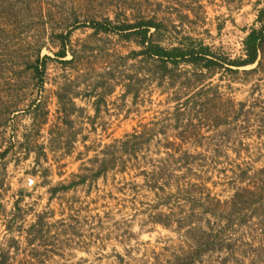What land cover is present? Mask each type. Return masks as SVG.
Segmentation results:
<instances>
[{
    "label": "rangeland",
    "instance_id": "1",
    "mask_svg": "<svg viewBox=\"0 0 264 264\" xmlns=\"http://www.w3.org/2000/svg\"><path fill=\"white\" fill-rule=\"evenodd\" d=\"M131 5L166 26L164 47L194 42L216 53L218 65L170 64L154 76L145 73L143 57L132 60L121 68L124 77L95 127L88 121L95 109L82 96L75 102L84 116L72 117L73 129L64 127L56 143L48 131L58 108L53 92L64 79L60 65L49 61L43 98L50 123L37 140L48 161L38 165L37 154L26 156L22 148L32 133L29 105L37 92L29 68L37 54L57 61L58 37L71 31L79 71L102 82L110 58L138 48L117 36L92 37L82 24L101 14L114 19ZM263 9L264 0H0V250L14 238L24 257L34 248L25 230L36 215L55 210L52 244L35 245L40 253L49 250L45 264H264V45L254 65L235 68L224 61L246 58V38L262 28ZM75 74L67 73L71 80ZM6 106L16 110L10 119ZM135 132L143 140L126 172L99 178L89 197L81 188L51 199V188ZM74 135L69 149L65 142ZM85 146L93 149L77 160L87 154ZM21 192L24 221L14 218ZM76 198L90 202L78 214L70 209Z\"/></svg>",
    "mask_w": 264,
    "mask_h": 264
},
{
    "label": "trees",
    "instance_id": "2",
    "mask_svg": "<svg viewBox=\"0 0 264 264\" xmlns=\"http://www.w3.org/2000/svg\"><path fill=\"white\" fill-rule=\"evenodd\" d=\"M131 6L132 7L128 6L127 10L126 6L121 7V12H118L114 19H111L106 14H101L99 17L89 16L88 20L82 24L83 28L93 30L92 37H97L101 34L106 36H117L121 42L133 44L138 48V50H133L128 55H120L115 61L112 58H110L112 61L110 59L109 61L106 60L108 61V64L112 66L110 70L103 73L104 79L102 82L101 80L96 81L92 78H88V76H90L88 71L84 73L79 71L78 56L72 48H69V42L72 35L71 31L67 32V34H60L58 37L61 39V48L55 55L57 61H53L54 59L48 56L41 58L40 53L37 54L36 60L31 68H29V70L32 71L31 78L35 82V91L37 92V97L29 105V111L34 113L32 123L33 134L30 133L24 136L25 140L22 144V148L25 150L26 156L30 155L32 152L37 154L36 163L38 165H41L42 160L48 161V153L45 150V146L38 145L37 140L42 131H44L45 126L50 123L51 111L48 108L49 104L46 103L47 100L44 101L43 98L45 86L50 81V74L48 73L49 61L57 62V64L60 65V68L63 71L61 78L64 79L63 84L53 92L58 99V108L55 113V122L52 123V126L48 131L50 137H52V141H56V143H59L63 137L62 130L64 127L69 128L70 130L73 129L75 121L72 117L77 115L78 112L82 117L84 116L86 109H77L75 102L76 99L82 98V96V101L85 99L95 109V116L88 117L90 124L95 127L96 120L101 114L102 107H107L108 98L116 92L117 87L119 86L120 82L118 83L117 81L124 77V71H122L121 68L126 66V64L132 60L137 61V59L143 57V60L140 62L145 65V73L154 76L157 75L158 71H167L170 64L174 65L176 68L181 64H191L195 67L205 65L204 67L206 68H212L213 66L218 65L220 58L216 53L212 52L209 47L203 45L195 46L194 42L193 44H187L184 42L173 48L164 47L163 35L166 26H164L156 16L150 17L140 8L137 9L135 5ZM129 10L133 11L132 13L135 14L128 15L127 11ZM259 20L263 23L262 28L252 30L246 38V58L224 60L229 63L228 65L231 67H247L254 65L258 61L259 53L264 45V9L260 12ZM69 54L72 56V59L66 60ZM134 68L135 65H132V69ZM70 70L72 73L77 72V74H75V79L73 80H71L70 75H67ZM118 75L121 77L118 78ZM128 78L130 79L129 83L134 81L133 76H128ZM77 81L78 84L76 83ZM83 86L85 87V91L83 93L78 92V89ZM127 86L130 88L131 84ZM68 106H71V108L68 109ZM11 109L12 106H6L2 109L3 113H6L7 111L9 119L11 114L16 111L14 110L11 112ZM136 133L137 132L132 135H126L123 139L115 140L113 144L105 146V148L99 153L101 157L98 155L95 158L89 159L87 161L88 166L86 165V168L81 170L82 173H74L71 175L70 180H63L54 188H51L49 191L52 194L51 199H54L60 194H68L71 191L77 194L85 188H88L86 193L89 197L95 182L99 178H104L106 180L111 173H114L115 175L116 173L119 174L126 172L128 165H130V161L137 156V149L143 140V137L137 136ZM88 139L89 136L83 138L85 145L87 144ZM76 142V135H74L70 141L65 142V145L70 149V147ZM85 147L87 154L85 155V153H83L81 155L82 158H78L77 160H84L83 158L87 157L89 152L93 149V146ZM111 149H114V152H110ZM9 151L10 148H8L2 156L6 157ZM70 154L71 152H67L64 157H67ZM44 173V183L47 185L46 179L50 175V169H46ZM58 175L63 177L62 172H59ZM23 196L24 192H21V199L17 201L18 211L15 213L14 218L24 221V216L27 214L23 209L19 208V205L25 201V197ZM89 203V201L82 202L79 198H76L75 202L71 204L70 209L78 214L85 211L86 208H84L83 205L87 204L89 206ZM78 206H80L79 209H77ZM88 206L87 209L89 208ZM55 215V210L44 211L36 215L35 222L31 224L28 230H25L28 235V247L34 246L33 250L28 251V249H25V256L19 259V256L21 255L20 247L18 241L12 238L9 240L10 244L6 248H1L0 250V264H45L47 262V256H45L44 253L49 250L44 249V252L40 253V250L35 245L37 242H40V246H48V243L50 242L49 238L52 234V226H50L49 223ZM70 217H72V215H70ZM19 229L22 231V228ZM8 230L11 233L13 231L11 228H8ZM53 237L50 239H53ZM50 243L52 244V242ZM27 251L29 254H27ZM22 252H24V250Z\"/></svg>",
    "mask_w": 264,
    "mask_h": 264
}]
</instances>
